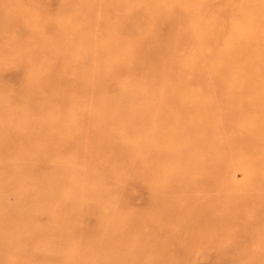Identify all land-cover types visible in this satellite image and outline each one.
Here are the masks:
<instances>
[{
  "label": "rangeland",
  "instance_id": "374dc122",
  "mask_svg": "<svg viewBox=\"0 0 264 264\" xmlns=\"http://www.w3.org/2000/svg\"><path fill=\"white\" fill-rule=\"evenodd\" d=\"M260 2L0 0V264H264Z\"/></svg>",
  "mask_w": 264,
  "mask_h": 264
},
{
  "label": "bare ground",
  "instance_id": "6f19581e",
  "mask_svg": "<svg viewBox=\"0 0 264 264\" xmlns=\"http://www.w3.org/2000/svg\"><path fill=\"white\" fill-rule=\"evenodd\" d=\"M261 3V5L263 6V9H264V1L262 0V2H260ZM249 5L248 4H244L243 3V5H241V7H240V9L242 10V11H245V9H248L249 7H248ZM263 9L260 11L261 13H259V14H257L256 16L257 17H259L258 19H260V16H261V18H262V16H263V18H264V13H263ZM263 13V14H262ZM91 14V13H90ZM17 23V21H16V19L14 18V17H11V16H8V17H6L4 20H0V35H2V33H3V35L5 34L4 32H7L8 31V29L11 27H13L15 24ZM262 23H263V21H262ZM25 31V30H24ZM64 34H65V36H68L70 39H72V38H75V36H76V33H74L73 32V30H66L65 32H64ZM2 35V36H3ZM18 45H21V44H19V43H16V42H13V41H7V40H3V39H1V36H0V53L1 52H11V51H14V50H16L17 49V47H18ZM39 45H41L37 50L35 49V47H32V46H29V47H23L22 46V48L24 49V53H22V56H24V55H28V53L30 52L31 53V55L32 56H34L35 58L36 57H39V54H38V50H43V46L45 45L46 46V44L45 43H39ZM36 54V55H35ZM25 56V57H26ZM31 62H32V60H31ZM220 63H222V62H220ZM215 64V67H217L216 65L217 64H219V62H215L214 63ZM222 66V65H221ZM198 70V69H197ZM60 73H61V75L65 78V77H67V78H69V79H71L74 83H78V84H85L88 80H90V79H92V80H94V81H97L98 82V80L101 78V75L100 74H98V75H96L95 76V74L96 73H90V75L89 74H86V75H82V74H75V75H69V74H67L64 70H60ZM37 85H35L34 83H28V84H26V86H25V91H26V93L28 94V95H31V94H33L34 92H35V90L37 89ZM65 91H66V89L65 88H62V91H61V97H60V102H65L68 98H67V96H65V95H67V93H65ZM225 100H226V98H225ZM105 101H107L108 102V100L106 99ZM38 102V101H37ZM48 105V104H47ZM51 106V105H50ZM207 108H209V107H207ZM19 111V110H18ZM142 110H139V111H137V114L138 115H141L142 114ZM141 113V114H140ZM171 114V113H170ZM68 118L70 119V120H72V121H80L83 117L82 116H79V115H71V116H68ZM48 128V127H47ZM33 132V131H32ZM52 140V139H51ZM189 142V141H188ZM151 145V144H150ZM47 150V149H46ZM38 156V155H37ZM23 158V157H22ZM21 160V159H20ZM34 167V166H33ZM34 168H37V166H35ZM36 170V169H35ZM34 170V171H35ZM4 177V174H0V179L1 178H3ZM63 176L61 175V174H57L56 175V179L57 178H62ZM49 214L51 213V210H46ZM9 214H11V212L9 213ZM51 215V214H50ZM0 219H3V215H1L0 214ZM62 219V220H61ZM99 219V217H96L95 218V220H93V222H92V226H96V225H99L100 226V220H98ZM44 223V222H43ZM102 223V225H103V222H101ZM27 224V223H26ZM41 226V225H40ZM63 227V216H57V222H56V224H55V226H53V227H50V230H48L47 228L46 229H44V231L46 230H48L49 232H54V234H55V231H57L58 229H61ZM29 228V227H28ZM27 229V228H26ZM40 228H38V229H35V230H39ZM32 232H35L36 233V231H32ZM151 250V249H150ZM42 261V260H41ZM64 261H62V264H64L63 263ZM240 263L241 264H245L246 262H244L243 260H241L240 261Z\"/></svg>",
  "mask_w": 264,
  "mask_h": 264
}]
</instances>
